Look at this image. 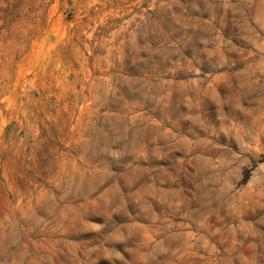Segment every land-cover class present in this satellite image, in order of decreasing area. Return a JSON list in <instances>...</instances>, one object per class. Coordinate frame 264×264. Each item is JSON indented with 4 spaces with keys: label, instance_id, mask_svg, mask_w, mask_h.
Wrapping results in <instances>:
<instances>
[{
    "label": "rangeland",
    "instance_id": "rangeland-1",
    "mask_svg": "<svg viewBox=\"0 0 264 264\" xmlns=\"http://www.w3.org/2000/svg\"><path fill=\"white\" fill-rule=\"evenodd\" d=\"M0 264H264V0H0Z\"/></svg>",
    "mask_w": 264,
    "mask_h": 264
}]
</instances>
